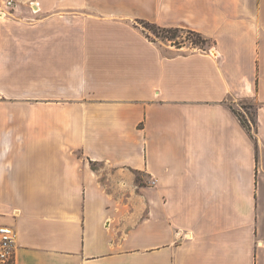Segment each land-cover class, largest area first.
<instances>
[{
  "label": "crops",
  "instance_id": "obj_1",
  "mask_svg": "<svg viewBox=\"0 0 264 264\" xmlns=\"http://www.w3.org/2000/svg\"><path fill=\"white\" fill-rule=\"evenodd\" d=\"M14 1L0 15L14 264H264V0ZM142 20L212 45L150 39ZM245 99L256 145L231 106Z\"/></svg>",
  "mask_w": 264,
  "mask_h": 264
},
{
  "label": "rangeland",
  "instance_id": "obj_2",
  "mask_svg": "<svg viewBox=\"0 0 264 264\" xmlns=\"http://www.w3.org/2000/svg\"><path fill=\"white\" fill-rule=\"evenodd\" d=\"M139 26L142 28V30L150 39L169 42L171 45H174L175 47L183 46L186 48L206 49L212 45L210 40L209 42L207 41L204 43L198 42V45L193 44L192 41L196 38L194 35L187 33L186 30H179L176 33V35L172 37L171 33L160 31L146 23H139ZM164 36H168L170 40L166 39ZM231 106L233 107L235 112L239 115V117L242 120H244V122L246 121V119H251V120L254 119L255 102L252 99L240 100L238 102L232 103Z\"/></svg>",
  "mask_w": 264,
  "mask_h": 264
},
{
  "label": "built area",
  "instance_id": "obj_3",
  "mask_svg": "<svg viewBox=\"0 0 264 264\" xmlns=\"http://www.w3.org/2000/svg\"><path fill=\"white\" fill-rule=\"evenodd\" d=\"M15 7L14 0H4L0 7V15L10 14ZM155 180L150 179L153 184ZM14 229L8 224L0 223V264H14Z\"/></svg>",
  "mask_w": 264,
  "mask_h": 264
},
{
  "label": "trees",
  "instance_id": "obj_4",
  "mask_svg": "<svg viewBox=\"0 0 264 264\" xmlns=\"http://www.w3.org/2000/svg\"><path fill=\"white\" fill-rule=\"evenodd\" d=\"M139 23H146V24H149L151 26H153L155 29H158L160 31H163V32H166V33H171V36H175L176 33L179 31V30H186L187 33L191 34V35H194L196 39H194L192 41L193 44L195 45H198V42L200 43H204V42H209V39L203 37L200 33L196 32V31H193V30H189V29H184V28H180V27H170V28H165V27H160L154 23H150L148 21H139ZM148 37V36H147ZM166 39L170 40V38L168 36H164ZM179 47V46H177ZM233 111L235 112V110L233 109ZM235 114L237 115L241 125L246 129V131L249 133V135L255 140V145L257 144L256 142V138L254 136V133H253V127L255 125V120H251V119H246V121L244 122V120H242L239 115L235 112ZM249 120V121H248Z\"/></svg>",
  "mask_w": 264,
  "mask_h": 264
}]
</instances>
